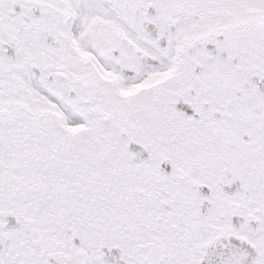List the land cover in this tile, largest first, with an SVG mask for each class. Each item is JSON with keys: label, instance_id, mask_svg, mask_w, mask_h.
Instances as JSON below:
<instances>
[{"label": "snow or ice", "instance_id": "obj_1", "mask_svg": "<svg viewBox=\"0 0 264 264\" xmlns=\"http://www.w3.org/2000/svg\"><path fill=\"white\" fill-rule=\"evenodd\" d=\"M0 264H264V0H0Z\"/></svg>", "mask_w": 264, "mask_h": 264}]
</instances>
